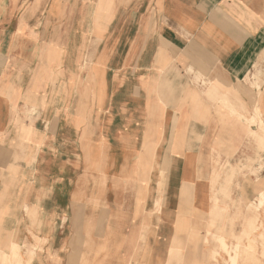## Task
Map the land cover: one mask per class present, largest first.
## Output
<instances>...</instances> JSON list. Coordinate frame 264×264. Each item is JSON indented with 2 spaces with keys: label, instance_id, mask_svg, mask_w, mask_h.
<instances>
[{
  "label": "crops",
  "instance_id": "0c3cea01",
  "mask_svg": "<svg viewBox=\"0 0 264 264\" xmlns=\"http://www.w3.org/2000/svg\"><path fill=\"white\" fill-rule=\"evenodd\" d=\"M82 1L94 2L97 5L91 15L86 5L82 10V21L75 31L72 19L76 16V12H80L75 10L74 0H50L51 10L48 11V17L52 20L63 17L66 31L68 25L71 28L67 33L65 32L66 36L63 39L58 21L54 26L55 29L49 30V37H46L45 32L38 31L37 20L44 16L40 8L42 0H0L6 3L0 6V53L6 56V61L9 63L15 49L19 47L22 48L25 56L30 55L28 51L31 45H37L40 53L41 50H45L46 43L67 45L65 48L69 45L72 48L73 45H78L75 41L78 33H81L80 45L86 38L89 42L91 29L94 27V14L100 8L103 14L112 16L108 29L103 35L104 39L98 44L99 48L100 45H105L104 50L98 53V61H93L95 64L88 72V80H94V83L90 84V91L96 94V101L100 105L105 98L107 88L105 67L100 58L104 57L110 45H113V49L117 51L123 44L127 48L124 66H130L129 71L136 75L131 77V80L171 82L175 87L173 90L178 91L175 95L178 98L183 97V91L186 92L185 89L183 91L179 89L182 84L185 85V80L194 87L198 85L202 89L211 88L210 102L207 100L210 105L202 100L199 102L193 99L191 106H184L180 102L173 108L166 107L163 101H158L149 94L150 90L146 89L144 91L146 100L151 96L148 105L138 108L130 105L128 111L120 112L129 117H125L120 123L113 121L110 124L118 130L115 138L119 140V148L115 147V149L121 153L113 155L108 160V166H111L108 173L111 174L121 165L123 174L116 172L111 179H108L110 181L107 187H111L112 193L111 196L107 195L104 203L108 205L112 200L117 211L135 206L136 215L146 211L145 216L152 222L147 225H136L139 230V238H137V233H134L135 229L132 228L133 220L138 219L137 216L127 219L130 228L123 235L122 232L125 231L119 228L123 224L116 228L118 225L116 222L121 218L111 221L109 225L115 227V231L121 232L120 237L115 238L113 245L115 256L99 257L98 264H133L139 258L141 264H167L171 249L186 251L192 232L196 234L195 241L199 245L201 242L199 238L208 229L207 219L210 215L211 202L210 178L215 152H221L222 157H229L232 162L239 156L244 158L245 155H256L254 143H248V136L239 139L234 134L233 121L224 124L225 119L221 115L223 110L218 106V98L224 97L227 102L236 105L233 95L236 93L233 91L240 87L251 90L257 96L256 114L255 105L242 93L236 96L242 100L243 105H236V108L249 118L259 113L264 120V0ZM106 2L109 4L105 5ZM27 3L30 4L26 8ZM30 34L32 38L29 37ZM82 46L85 48L83 62L87 64L91 61L88 62L89 45ZM160 46L167 48L175 57V61L160 59L158 55ZM218 69L230 81V88L218 89L203 81L196 82L195 78L198 74L214 75ZM4 71H0V220L6 231H19L17 236L14 235L23 242L20 248L34 257L30 264H53L54 259L60 256L65 258L64 264H69V254L73 253L69 246L70 229L79 224L75 218L71 221V218L61 211L67 210L73 204L70 202L71 194L69 193V199L61 206L54 200L55 195L65 193L61 186L59 189L58 179L52 183L49 172L47 184L46 181L42 182L41 174L50 168L45 162V150L43 148L44 151L40 150L39 147L47 141L48 131L45 127L36 125L27 131L28 124L24 123L26 127L21 125L17 114L18 109L20 108L21 112L23 106H19L18 99L17 106H14L12 102L14 97L4 87L6 79L1 77ZM99 73L101 79H98ZM194 87L187 92L193 93L196 98L199 96L206 99L205 95ZM21 93L23 95L25 91ZM193 105L200 106L203 111L200 121L192 120L195 133L191 135L190 120L186 128L183 122L191 113ZM32 110L35 111V107H26V111ZM148 114L151 115V119L147 123ZM69 129L73 130V123H69ZM242 129L244 132L248 131L246 127ZM250 129L259 130L260 124H252ZM139 130L143 132L140 133ZM27 132L30 134L27 135ZM56 135L55 142L58 133ZM164 144H170L169 156H166V150L163 154L159 152ZM21 145L26 147L25 151H22ZM188 146L192 149H187ZM96 147L97 151L104 153L102 143L97 144ZM132 149H134L133 156L129 159V165H126V162H123L125 155L131 153ZM42 152L45 154L42 155ZM255 168L256 174L250 172L240 178L237 193L245 203H251L257 194L264 191V154L261 163L256 164ZM187 184L190 189L188 199L187 194L183 193ZM44 191H47L45 196H43ZM37 210L42 216L37 221L39 228L34 231L40 238V243L45 239L49 245L43 252L39 249L41 246L37 247L34 242L24 244L25 239H30L29 229L32 228L28 214ZM241 223L236 224L237 229H240ZM83 226H91L90 220L85 219ZM115 231L113 229V232ZM7 235L8 233L4 231V236ZM1 237L2 234L0 240L5 241L4 237L3 239ZM258 237L259 244L264 245V234ZM31 240L35 241L32 238ZM10 241L15 243V239ZM105 242H102L104 244L102 249H107ZM102 243H99V248ZM63 245L65 250L62 249ZM192 246L195 252L192 259L199 264L201 260L199 251L194 245ZM35 247H37V259L34 256ZM3 250L0 249V258H9L13 254V252L5 253ZM17 257H19L18 262L23 263L25 256L22 255L21 260L20 255ZM260 257L264 259V255Z\"/></svg>",
  "mask_w": 264,
  "mask_h": 264
},
{
  "label": "rangeland",
  "instance_id": "374dc122",
  "mask_svg": "<svg viewBox=\"0 0 264 264\" xmlns=\"http://www.w3.org/2000/svg\"><path fill=\"white\" fill-rule=\"evenodd\" d=\"M5 4V2H0V6ZM29 4L30 3H27L26 8ZM41 4L40 8L41 11L44 12L42 13L44 16L41 15L42 17H39L37 20L38 31L45 32L46 37H49L50 31L53 30V28L55 29L54 26L57 25L56 21H58L59 30L64 39L66 33L71 28H69L68 25L66 31L63 17H59L57 20H52L48 17V11L51 10L50 0H42ZM73 4L75 10L80 12H76V16L72 19L74 20V30L77 31L80 25L79 23L82 21V10L88 5L86 9L91 15L97 4H94V2L86 3L82 0H74ZM108 4L109 2L105 3V5ZM99 9L100 8H98L94 14V27L91 29L90 41L88 42L86 38L82 44L89 45L87 49L88 62L91 61L87 64L83 62L85 48H82L83 46L80 45L82 41L80 37L81 33L76 34L77 39L75 41L78 45H73L72 48H70L69 45L68 48H65L67 45H50L46 43L47 46L44 47L45 50H41L40 53L37 49V45H31L30 51H28L30 55L25 56V54H23L24 51L19 47L15 49L13 53L10 60L11 63H8L6 61V56L0 53V71L5 70L1 73V77H5L6 79L4 87L7 88L10 95L14 97L12 98L14 106H17V99L20 102L19 106H23L22 110L24 112H22V110L20 112V108L18 109L19 112L17 117L19 122L23 127H26L24 126L26 123L28 124L26 127L27 131H30L31 127H35V125L37 127H45L46 131H48L46 135L47 141L39 147L40 150L42 148L45 150V162L50 168L44 172L45 174H41L42 182L45 183L46 179L48 180L49 172H51L50 177L52 178V183L55 179H58L59 189L61 186L65 193L55 195L54 200L61 206L69 199V193L71 194L70 202L73 203H71L73 206L70 204L71 209L68 208L65 211H61L62 214H66L71 218V221L75 218L79 222H77V224H79L78 226H73L70 229L69 246L70 249L73 250V253L70 252L69 254V264H98L99 257L102 258L106 256V258H112L115 256V248L113 246L115 238L118 239L121 233L115 231V229L118 228L120 224L123 225L119 228L125 231L122 232L123 235L130 228L127 219H133V217L136 218L137 216L138 219L133 220L132 228L134 227V233H137V238H139V230L136 225H147V223L152 222L151 219L148 220L145 216L146 211L136 215L137 210L135 206L131 209L124 208L122 211H117V209H114V202L110 198V204L105 205L104 203L107 195L111 196L110 194L112 193L111 187H107L110 181L108 179H111L116 172L117 174L119 172L123 174L121 165L118 169L116 168V170H113L111 174L108 173V169H111V166H108V160L113 155L121 153L115 149V147L119 148V140L115 138L118 130L115 129L114 125H110L111 122L120 123L125 120V117H129V115H125V113L121 114L120 112L124 110L128 111L130 105L133 107L135 106V108L148 105L151 96L146 100L144 92L146 89H149V94H152L158 101H163L166 107L172 106L173 108V106H177L180 102L184 106H191L195 98L193 93L187 92L194 87L190 85L187 80H185V85L182 84L179 87L181 91L184 89L186 90V92L183 91V97L180 98L175 97L178 91H174L175 87L171 82H149L144 79L141 82L135 81L134 79L131 80V77H136V75L131 74L129 71L130 66H124L128 51L123 44L118 51L113 49V45H110V48L106 49L104 57L102 56L104 59L100 58V61L104 63L107 84L106 95L100 105L96 101V94L90 91V84H93L94 80H88V72L90 67L95 64L93 61H98V53L104 50L103 47L105 45H100L99 48L98 44L104 39L103 35L108 29L112 16L103 14ZM84 20L87 21V19ZM88 20L91 23V17H89ZM52 21H54L53 24H51ZM31 26L33 28V21L31 22ZM80 30L79 28L78 31ZM31 35L32 34H30L29 37L32 38ZM26 36L28 37V34H26ZM158 55L162 60L175 61V57L163 46L159 47ZM100 68H102V66ZM150 78L152 77L150 76ZM98 79H101L100 73ZM8 81L11 83H8ZM154 84L155 86H153ZM195 87L198 91L200 90L202 95H205L206 99L199 98V96L197 98L202 100L205 104L210 105L208 101L210 102L209 96L211 88L202 89L198 85H195ZM22 91H25L23 95L21 93ZM16 93L18 94L16 95ZM212 93H214V91ZM202 104H200V106ZM27 106L35 107V111H26ZM200 106L193 105L191 113H189L191 135L195 133L192 120L198 119V121H200L202 116L201 113L203 109H201ZM256 108L257 106L254 111L255 114ZM147 116L148 123L151 119V115L148 114ZM211 116L215 117L213 114H211ZM69 123H73L72 131L69 129ZM66 124H68V126H66ZM139 132L141 133L143 130H139ZM57 133L58 137L55 142ZM29 134L30 133L27 132V135ZM70 138L72 141L69 142ZM51 140L52 142H50ZM101 143L103 145L102 149L104 150L103 154L99 150V152L96 150V145H100ZM169 146L170 144H164L160 147L159 152L163 154L166 150V156H169ZM238 146H240V144ZM20 148L22 151L26 150V147L23 145H21ZM187 149H192V147L188 146ZM133 152L134 149L131 150V153L125 155L123 162H126V165H129V159L132 158ZM44 154L42 152V155ZM126 159L127 161H125ZM105 183H107L106 186ZM46 193L47 191H44L43 196H45ZM41 216L39 210L28 214L29 221L32 223V228L29 229L31 234L30 239H35V241L25 239L26 242L24 244L34 242L37 247L41 246L39 249L43 252L47 249V246H49L48 242L44 239L40 243V238L34 231L39 228V226H37V221ZM116 218H121L122 220L120 219L119 222L117 220L116 223L118 225L115 228L110 226L109 223L111 221H116ZM85 219H89L91 222V226H88L90 227L89 230L87 226H83ZM236 222L239 223L240 221ZM257 222L258 223L255 224L258 230L260 221ZM112 228L115 232H113ZM4 231L8 233L7 236H4ZM259 231V235L263 236L264 228ZM18 232L17 230L6 231L3 222L0 220V235L2 234L5 239L4 242H1L2 245L0 244V248L4 249L3 251H5V253L8 252L12 254V252H17V255H20V260L22 255L25 256L23 257V263L22 261L21 263L18 262L19 257L15 255L12 257L11 255L9 258H0V264H30L33 260L34 257L28 255V253L20 248L23 242L16 237ZM3 237H1V239H3ZM10 239H12V241L15 239V243L13 244ZM199 239L204 241V235L202 234ZM102 242H105L107 249H102L104 246ZM99 243H102L100 248ZM37 247H35L36 254L34 255L36 259ZM62 249L65 250L64 245ZM255 250L256 247L254 251ZM48 253L50 257L49 250ZM140 260L139 258L138 261H134L133 264H141ZM246 260H249V262L247 261L248 264H263L261 259H253L251 256ZM64 262L65 258L60 256L56 257L52 263L64 264Z\"/></svg>",
  "mask_w": 264,
  "mask_h": 264
},
{
  "label": "bare ground",
  "instance_id": "6f19581e",
  "mask_svg": "<svg viewBox=\"0 0 264 264\" xmlns=\"http://www.w3.org/2000/svg\"><path fill=\"white\" fill-rule=\"evenodd\" d=\"M195 80L196 82L203 81L205 84H212L218 89L231 87L230 81L219 69L214 75L198 74ZM233 93H236L233 94L237 102L236 105L242 104V100L236 96L242 93L247 95L256 107L257 96L253 91L244 90L240 87L234 90ZM194 101L200 100L195 97ZM218 101L219 108L223 110L221 115L224 116V124L233 121L234 123L231 124L234 127V134L239 139L248 136V143H254L256 155L249 154L245 155L244 158L239 156L237 160L232 162L229 157H222L221 152H215L213 172L210 178L211 202L210 215L207 219L208 229L202 233L204 241H201L198 245L195 241L197 236L195 237L196 234L192 232L187 250L171 249L167 264H198L192 259L195 255L192 245L199 251L201 257L199 264H248L249 260L246 259L250 256L253 259H261L264 263V259L260 257V255H264V245L259 244L258 240L259 230L264 228V191L257 194L251 203H245L237 193L240 178L250 172L256 174L255 166L262 161L264 154V120L259 113L252 118L243 115L237 110L235 104L227 102L224 97L218 98ZM188 122L189 115L186 116L183 122L185 128ZM252 124H260V129H250ZM242 127H246L248 131L244 132ZM261 167H263V164H261ZM188 187L187 184L186 188L183 189V193L187 194V199L190 198ZM236 221L242 222L240 229H237L236 224L238 222ZM257 221H260L258 230L255 224L258 223ZM1 242L2 240H0V244ZM255 247L256 250L254 251ZM14 255L18 256L17 252H13L12 257Z\"/></svg>",
  "mask_w": 264,
  "mask_h": 264
}]
</instances>
